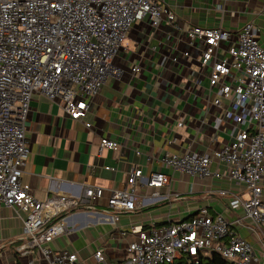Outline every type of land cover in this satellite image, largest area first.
Returning a JSON list of instances; mask_svg holds the SVG:
<instances>
[{"label":"built area","instance_id":"obj_1","mask_svg":"<svg viewBox=\"0 0 264 264\" xmlns=\"http://www.w3.org/2000/svg\"><path fill=\"white\" fill-rule=\"evenodd\" d=\"M137 21L154 27L163 21L176 25V15L167 0H0V206L25 213L26 242L20 249L25 253L40 249L46 264H82L75 252L54 251L49 244L67 232L68 216L90 208L104 196V189L88 185L79 196L40 199L23 184L31 152L26 133L33 96L41 92L73 119L85 118L109 74L119 73L114 57ZM259 33L253 22L237 31L222 25L189 29L190 45L204 46L201 65L208 71L209 96L215 94L212 105L222 108L224 118L241 130L212 155L166 152L162 158L173 169L201 178L222 176L212 171L213 159L227 163V175L245 185L248 195L233 193L230 205L241 207L240 221H250L257 231L264 228V47ZM133 70L138 73L141 67ZM223 99L228 101L226 108ZM118 146L108 135L101 138V149ZM139 183L160 188L170 186L172 177L162 171L145 175L141 168L133 169L125 187L113 190L108 198L114 219L136 209ZM133 232L137 238L128 246L125 264H174L184 256L213 252L233 264H264V251L258 256L254 245L224 215H213L207 207L181 221L154 230L137 226ZM95 256L104 260L102 250ZM28 264H35V259Z\"/></svg>","mask_w":264,"mask_h":264},{"label":"crops","instance_id":"obj_2","mask_svg":"<svg viewBox=\"0 0 264 264\" xmlns=\"http://www.w3.org/2000/svg\"><path fill=\"white\" fill-rule=\"evenodd\" d=\"M167 1L176 25L166 21L158 27L146 21L133 25L114 57L119 73L109 74L85 118L73 119L41 92L33 96L26 133L31 152L23 184L40 199L56 194L79 196L88 185L104 189V196L90 208L70 214L67 232L49 244L54 251L75 252L82 264H125L128 246L137 238L133 227L154 230L186 219L202 207L213 215H224L254 245L258 256L264 251V228L257 231L250 221H240L242 208L230 205L233 193L248 195L245 185L227 175V163L213 159L212 171L222 176L207 181L162 162L166 152L212 155L238 135L241 128L211 103L215 94L209 96L208 71L201 65L204 46L201 42L190 45L189 29L222 25L237 31L253 22L264 47V0ZM228 46L229 42L223 45L220 56ZM137 65L141 71L135 73ZM227 106L223 99V107ZM106 135L119 142L118 148H100ZM135 168L145 175L167 173L172 183L160 188L137 184L136 209L119 213L116 220L108 198L113 190L125 187ZM24 216L17 209L0 206V264H28L30 258L35 264H46L36 250L20 249L26 242ZM98 250L103 251L104 260L96 258Z\"/></svg>","mask_w":264,"mask_h":264},{"label":"trees","instance_id":"obj_3","mask_svg":"<svg viewBox=\"0 0 264 264\" xmlns=\"http://www.w3.org/2000/svg\"><path fill=\"white\" fill-rule=\"evenodd\" d=\"M174 264H233L225 259L220 253L213 252L211 255L194 257L192 255L184 256L178 259Z\"/></svg>","mask_w":264,"mask_h":264},{"label":"rangeland","instance_id":"obj_4","mask_svg":"<svg viewBox=\"0 0 264 264\" xmlns=\"http://www.w3.org/2000/svg\"><path fill=\"white\" fill-rule=\"evenodd\" d=\"M237 38H238V36H237V35H234V36H233V39H234V40H236ZM123 43H124V42H123ZM187 174H188V173H187ZM210 177H212V176L206 177L207 181H209ZM36 251H37V253L41 254V251H40V249H38V248H37V250H36ZM207 253H208V252H207ZM41 256H42V255H41ZM128 256H129V255H128Z\"/></svg>","mask_w":264,"mask_h":264}]
</instances>
